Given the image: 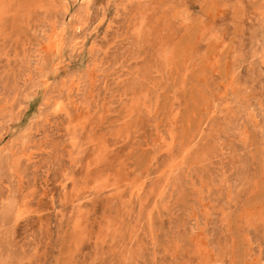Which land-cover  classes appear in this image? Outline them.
Here are the masks:
<instances>
[{"label":"rangeland","instance_id":"1","mask_svg":"<svg viewBox=\"0 0 264 264\" xmlns=\"http://www.w3.org/2000/svg\"><path fill=\"white\" fill-rule=\"evenodd\" d=\"M255 260L264 0H0V264Z\"/></svg>","mask_w":264,"mask_h":264},{"label":"bare ground","instance_id":"2","mask_svg":"<svg viewBox=\"0 0 264 264\" xmlns=\"http://www.w3.org/2000/svg\"><path fill=\"white\" fill-rule=\"evenodd\" d=\"M80 2H81V0H79ZM76 2H78V1H76ZM66 3H67V1H66ZM84 3H88V1L87 2H85L84 1ZM80 4V3H79ZM204 4V3H203ZM86 5V4H85ZM84 4H83V6H85ZM79 6V5H78ZM64 7H65V5H64ZM63 7V8H64ZM79 8V7H78ZM78 8H77V11H78ZM64 9H66V8H64ZM68 9V8H67ZM81 9V8H80ZM79 9V10H80ZM65 12H66V10H65ZM75 12V11H74ZM78 12H80L79 14H76V16H74V22H73V25H74V29L76 30V32H78V31H80V26H81V18L79 17V15L81 16V11H78ZM83 12V11H82ZM77 13V12H76ZM177 13V12H176ZM69 15V14H68ZM71 15V14H70ZM69 15V16H70ZM75 15V14H74ZM72 16V15H71ZM67 17V16H66ZM67 19V18H66ZM69 21V20H68ZM73 21V20H72ZM69 23V22H68ZM84 24V23H83ZM65 25V24H64ZM66 26V25H65ZM60 28V27H59ZM54 29V28H53ZM64 30V26L59 30V29H57V31L58 32H56L55 31V33H51V37L49 38L50 39V43L52 44V46L54 45V46H59V44H60V39H61V35H62V31ZM53 31V30H52ZM78 39V38H77ZM76 39V40H77ZM70 44H72V43H70ZM77 44V41H75L74 40V42H73V46L74 45H76ZM58 48V47H57ZM95 51V50H94ZM92 55V54H91ZM94 56V55H93ZM94 60H96V59H94ZM97 63V62H96ZM98 65V64H97ZM96 66V65H95ZM74 77H75V75H74ZM78 77V76H77ZM83 77V76H82ZM83 79V78H82ZM68 80V79H67ZM80 80V79H79ZM69 81V80H68ZM82 82H84L83 80L81 81V83ZM79 83V82H78ZM78 83H76L75 85L76 86H79L78 85ZM81 86H83V84L81 85ZM83 89H84V87H83ZM81 90H82V88H81ZM80 91V90H79ZM74 92V91H73ZM82 92V93H81ZM80 93H79V95H77V96H80V94H83V91H81ZM75 95V94H74ZM76 96V97H77ZM237 96V95H236ZM73 97V96H72ZM83 97V96H82ZM74 99V98H73ZM80 99H82V98H80ZM86 99H87V97H86ZM86 99H83V100H86ZM75 100H78V99H75ZM87 101V100H86ZM80 102V101H79ZM140 103V102H139ZM79 104V103H78ZM86 105H88L87 103H85ZM240 106H241V104H240ZM242 107V106H241ZM84 109V108H83ZM82 110V109H81ZM82 111H84V110H82ZM250 111V110H249ZM86 115V114H85ZM83 117V116H82ZM255 123V122H254ZM193 140V139H192ZM188 141V140H187ZM182 153V152H181ZM180 157V156H179ZM107 161V160H106ZM172 163V162H171ZM173 164V163H172ZM171 164V165H172ZM175 165V164H174ZM177 166V165H176ZM173 168V167H172ZM176 168V167H175ZM170 172H171V170H169ZM175 171V170H174ZM63 174V173H62ZM86 174V173H85ZM169 174V173H168ZM172 174V173H171ZM90 176V175H89ZM177 176V175H176ZM62 177V176H61ZM157 179V178H156ZM82 182V181H81ZM143 182V181H142ZM65 185V184H64ZM134 185V184H133ZM143 185H144V183H140L139 182V184L137 185V194H138V192L142 189V187H143ZM163 188V187H162ZM161 191V190H160ZM164 191V190H163ZM68 193V192H67ZM70 195V194H69ZM68 199V198H67ZM79 205V204H78ZM79 207H80V205H79ZM76 215V214H75ZM22 216V215H21ZM87 216V215H86ZM153 221V220H152ZM140 228V227H139ZM138 230V229H137ZM118 236V235H117ZM206 239V238H205ZM107 248V247H106ZM212 251V250H211ZM124 252V251H123ZM237 252V251H236ZM211 254V253H210ZM213 256V255H212ZM215 256V255H214ZM253 256V255H252ZM210 257V256H209ZM251 258V257H250ZM213 259V258H212ZM215 260V259H214ZM205 261H207V260H205ZM214 262V261H213ZM217 263V262H216ZM247 264H258L257 262H256V260H255V262L253 261V262H249V263H247ZM260 264V263H259Z\"/></svg>","mask_w":264,"mask_h":264}]
</instances>
